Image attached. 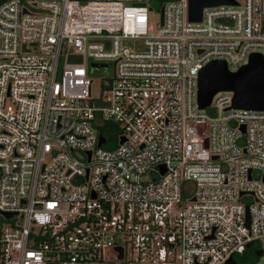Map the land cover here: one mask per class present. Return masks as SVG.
Wrapping results in <instances>:
<instances>
[{"label":"built area","instance_id":"2783aa9c","mask_svg":"<svg viewBox=\"0 0 264 264\" xmlns=\"http://www.w3.org/2000/svg\"><path fill=\"white\" fill-rule=\"evenodd\" d=\"M151 8L0 0V264L264 253V109L230 107L231 90L212 115L197 103L211 60H264V0L206 6L200 20L188 0H163L156 30Z\"/></svg>","mask_w":264,"mask_h":264},{"label":"water","instance_id":"95a60500","mask_svg":"<svg viewBox=\"0 0 264 264\" xmlns=\"http://www.w3.org/2000/svg\"><path fill=\"white\" fill-rule=\"evenodd\" d=\"M237 0H188L190 20H200L203 8L219 4H236ZM69 61H81V55L70 53ZM219 90L233 91L230 107L264 109V60L260 52H253L247 63L236 70H231L223 59L211 60L198 73L197 103L200 108L211 102L213 95ZM240 129L245 130L244 124ZM124 137L121 138L123 140ZM104 140L100 135L99 143ZM10 214V212H6ZM249 241L247 245H251ZM256 255H261L260 248L255 249ZM227 264H235L233 257Z\"/></svg>","mask_w":264,"mask_h":264},{"label":"rangeland","instance_id":"374dc122","mask_svg":"<svg viewBox=\"0 0 264 264\" xmlns=\"http://www.w3.org/2000/svg\"><path fill=\"white\" fill-rule=\"evenodd\" d=\"M239 1H243V0H239ZM149 3L151 5V9L149 10V23L153 24V26L155 27V30L157 28V25L159 24V20H160V10H161V6L163 4V0H149ZM204 110L208 113V114H214V108L212 106H206L204 108ZM189 189H191V184L189 183L188 186ZM258 242H255L253 244V246H257ZM236 258L238 256H235ZM236 264H264V253L261 255H256V259L254 261H248L246 263H239L237 262Z\"/></svg>","mask_w":264,"mask_h":264},{"label":"trees","instance_id":"16d2710c","mask_svg":"<svg viewBox=\"0 0 264 264\" xmlns=\"http://www.w3.org/2000/svg\"><path fill=\"white\" fill-rule=\"evenodd\" d=\"M105 146H109L108 144H105ZM256 259V253L254 252L253 248H247L244 253L241 255H238L236 258V263H246L248 261H254Z\"/></svg>","mask_w":264,"mask_h":264}]
</instances>
